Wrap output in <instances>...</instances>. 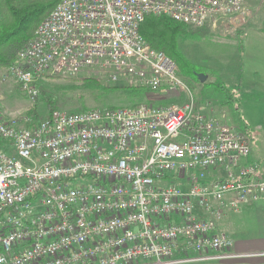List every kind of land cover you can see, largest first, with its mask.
Wrapping results in <instances>:
<instances>
[{
    "label": "built area",
    "instance_id": "obj_1",
    "mask_svg": "<svg viewBox=\"0 0 264 264\" xmlns=\"http://www.w3.org/2000/svg\"><path fill=\"white\" fill-rule=\"evenodd\" d=\"M248 0H60L2 80L31 102L52 77H96L182 105L0 111V264H192L235 258L226 210L264 200L235 125L198 106L178 65L140 33L150 15L243 27ZM237 22V24H235ZM232 33V32H230ZM211 178V179H210Z\"/></svg>",
    "mask_w": 264,
    "mask_h": 264
},
{
    "label": "rangeland",
    "instance_id": "obj_2",
    "mask_svg": "<svg viewBox=\"0 0 264 264\" xmlns=\"http://www.w3.org/2000/svg\"><path fill=\"white\" fill-rule=\"evenodd\" d=\"M249 18H251V14L248 15ZM230 27L227 23H222L214 28L211 26L199 29L194 28L196 32L195 37L181 43L180 46L185 55L193 63L194 72L197 74V77L199 74H203L207 76V80L202 83L191 76L183 75L178 66L179 77L187 85L195 101H198L200 107H203L208 114L229 124L236 125L231 115L232 110L230 106L224 104L223 95L215 90V85L205 86L204 84L206 82L219 81L233 93L234 104L240 106L239 102H241V112L251 126L246 136L252 149V158L264 164V99L258 94H243V96H251L250 98H245V96L243 98L240 91H238V88L242 86L243 72V48L240 46L242 27L236 30H231ZM174 62L176 63V61ZM9 67H0V111L7 116H20L27 115L28 111L36 107L41 119L48 117L50 112L42 101L41 92L36 101L31 102L23 96L13 80L7 82L2 80L3 75ZM86 79H92L104 87L124 88L120 85H111L107 81L92 76L70 78L63 75L46 79L40 84V87H45L57 97L59 102L54 111L69 113L110 107L129 108L143 103H153L157 106L182 105L188 100V95L181 91L162 93L160 91L153 92L143 89L145 91L143 99L139 97L135 101H132L130 100L132 89L113 92L86 89L81 86L82 82ZM241 98L242 100L238 101ZM223 219L218 221L219 230L227 233L233 239L235 245L233 251L235 253L239 254L238 252L248 251L250 253L244 254H257V251L264 250V247L246 242V240L250 239L264 238V210L260 209L258 213L255 210L252 212L248 210V212L240 213L238 216L232 215L228 219ZM243 242L247 244L243 246ZM257 258L259 259L235 258L236 260H230L224 264H264V257ZM214 263L218 264L219 262L209 261L192 264Z\"/></svg>",
    "mask_w": 264,
    "mask_h": 264
},
{
    "label": "trees",
    "instance_id": "obj_3",
    "mask_svg": "<svg viewBox=\"0 0 264 264\" xmlns=\"http://www.w3.org/2000/svg\"><path fill=\"white\" fill-rule=\"evenodd\" d=\"M60 0H0V67H9L15 63L19 51L24 48L33 36L34 30L43 18L49 14L59 3ZM140 33L148 44L176 61L183 75L192 77L199 81L194 72V65L181 49V43L195 37L196 32L193 28L177 22L167 16L150 15L141 24ZM242 48V42H240ZM205 86L215 85L216 91L224 97V104L230 106L231 115L236 122V127L247 134L251 127L243 118L240 106L234 104L232 92L219 81L206 82ZM81 86L86 89H99L104 92L126 90L120 87H104L92 79H86ZM242 86L238 88L241 90ZM42 101L46 104L49 115L57 108V97L45 87H40ZM145 91L143 89H132L130 100L136 98L143 99ZM249 95V94H247ZM245 96V95H244ZM243 96V98H244ZM251 96H245L250 98ZM199 106V102L196 101ZM137 106V105H135ZM112 108V107H110ZM28 115L33 119V125L41 121V116L36 107L28 111ZM228 259L218 261V264L229 262ZM215 264V263H214ZM217 264V263H216Z\"/></svg>",
    "mask_w": 264,
    "mask_h": 264
},
{
    "label": "crops",
    "instance_id": "obj_4",
    "mask_svg": "<svg viewBox=\"0 0 264 264\" xmlns=\"http://www.w3.org/2000/svg\"><path fill=\"white\" fill-rule=\"evenodd\" d=\"M248 2H249V6L251 7L250 10L251 18H249L246 22V25L241 28L242 32L240 34V38H241L240 42H242V48H243L242 49L243 72H242V88L239 91L242 97L243 94H249V95L258 94L264 99V0H248ZM241 100L242 98L239 99L238 101ZM239 103H240V111H241V107H242L241 102ZM241 115L243 116V118H245L242 112ZM245 120L247 121L246 118ZM248 161L249 163H258L260 165V170L258 171L257 176L264 178V164H262L259 160L253 159L252 153ZM260 209L264 210V200L253 204L250 203V205L247 204L243 206L242 209L237 213L226 210L223 220L228 219L229 216L232 215L238 216V214L248 212V210L251 212L255 210V212L258 213V210ZM244 239H249V238H244ZM246 242H250L256 246L264 247V238H260L256 240L250 239L248 241L246 240ZM246 244L247 243L245 242L242 243L243 246ZM257 252H258L257 254H244V253H250L248 251L238 252L239 254L235 252L234 253L236 254L235 256L236 259L244 258V259L256 260L259 259L257 257H264V250H259ZM252 264H256V263H252Z\"/></svg>",
    "mask_w": 264,
    "mask_h": 264
},
{
    "label": "water",
    "instance_id": "obj_5",
    "mask_svg": "<svg viewBox=\"0 0 264 264\" xmlns=\"http://www.w3.org/2000/svg\"><path fill=\"white\" fill-rule=\"evenodd\" d=\"M198 78H199V80H200L202 83H204V82L207 80V76H205V75H203V74H199V75H198Z\"/></svg>",
    "mask_w": 264,
    "mask_h": 264
}]
</instances>
